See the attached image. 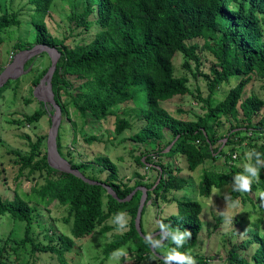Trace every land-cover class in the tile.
<instances>
[{
  "label": "trees",
  "instance_id": "16d2710c",
  "mask_svg": "<svg viewBox=\"0 0 264 264\" xmlns=\"http://www.w3.org/2000/svg\"><path fill=\"white\" fill-rule=\"evenodd\" d=\"M56 1L27 0L21 9L9 12V8L3 9L0 0L3 11L0 17V63L3 58L1 47L5 42L3 33L12 26L20 28L29 24L35 32L29 48L45 45L59 54L51 84L61 116L68 118L72 107L83 120L79 130L82 134L89 117L99 121L115 117L116 137L134 131L139 123L138 129L123 141L133 145L132 157L137 166H157L159 175L153 183L130 185L118 176L117 165L106 155L93 162H84L76 159L74 151L65 153L62 122L56 134L57 151L82 177L50 163L48 135L37 134L35 140L28 137L27 151L8 149V164L0 157V184L11 191L7 197L0 195V219L8 217L16 225L6 238H0V264H41L44 255H51L56 264H72L73 258L69 260L68 255L82 239L96 233L103 236L111 233L102 249L103 262L117 249L132 247L135 257L128 264H164L163 258L172 250L193 257L196 264H209L195 252L203 228V204L198 197L208 198L213 190L229 187L231 190L223 198L229 205L238 202L234 206L237 207L240 201L255 205L250 194L264 193V166L259 167V179H253L251 191L233 190V178L244 173L234 151L243 146L250 152L260 153L264 160V99L255 94L243 99V92L253 75L264 78V0H66L72 7L69 21L86 32L95 31L91 41L72 47L67 44L68 37L53 36L45 22ZM24 9L28 21L21 19ZM197 39L204 41V47L215 60L209 73L201 71L199 45L191 43ZM14 49L22 51L24 46L16 43ZM177 53L185 58L183 68L194 78L202 76L207 84L206 98L197 89L195 98L202 102L204 113L197 115L195 120L176 118L163 106L164 102L177 96H194L189 78L175 73L173 58ZM32 62L33 59L27 62L24 70ZM234 77L237 78L234 87L219 98V88ZM38 81L39 78L35 83ZM10 86L9 80L1 86L0 92ZM32 95L26 102L36 100L40 108L22 118L9 120V123L18 128L36 129L44 115H53L55 107L52 104H45ZM129 107V112L119 114L120 109ZM223 118L230 121V126L222 145L218 144L221 140L218 128ZM167 135L171 139L165 143ZM72 141L75 142V135ZM84 141L92 144L101 139L88 135L84 136ZM136 151H141L139 156L134 155ZM155 156L159 160L182 156L191 173L198 172L209 161L217 163L224 158L226 169L203 170L191 196L184 193L186 188H193L190 177L182 176V171L174 168L170 161L166 166L161 161L155 165ZM255 159L253 156L250 162L255 164ZM94 165L99 167L100 173L106 171L107 176H98ZM24 182L28 183V190L22 189ZM142 188L147 197L140 233L136 217L144 194ZM134 190L136 193L127 200ZM180 191L183 192L182 199L176 195ZM152 197L153 205L162 201L175 206L170 215L162 218L169 231L192 233L182 246L163 240L161 248L153 249L146 243V236L159 239L161 235L160 228L148 232L143 225L146 206ZM52 204L63 209L61 220L67 225L68 232L59 233L51 225L49 228L41 226L40 211L49 210ZM259 204L255 206L258 216L252 218V227L245 230L250 236L242 244L232 247L228 264H264V232H261L264 199L261 198ZM118 213L125 214L127 229L114 233L119 227L114 222ZM38 227L41 231H37ZM251 246L254 249L248 260L238 250H247Z\"/></svg>",
  "mask_w": 264,
  "mask_h": 264
},
{
  "label": "rangeland",
  "instance_id": "374dc122",
  "mask_svg": "<svg viewBox=\"0 0 264 264\" xmlns=\"http://www.w3.org/2000/svg\"><path fill=\"white\" fill-rule=\"evenodd\" d=\"M3 9H8L9 12L17 11L26 5L27 0H1ZM21 19L28 21L27 11L23 10ZM72 14V7L66 0H57L51 9L50 16L45 18V22L48 26L49 32L58 38L68 37L67 44L72 47L76 43H88L94 38L95 31H84L81 28L76 27V23L69 21V16ZM3 15V11L0 10V17ZM29 24L25 23L20 28L13 27L4 32L2 37L5 38V42L2 49L3 57L5 58L0 64L2 65L1 74L7 69L6 73L0 77V89L7 81L10 80L11 86L0 92V157L5 164H8L9 155L7 150L21 149L26 150L28 148V137L31 140H35L37 134L48 135L51 131L52 115H44L37 123L36 129L32 127L18 128L17 125L11 124L8 121L13 119L22 118L25 114H32L34 111L40 108V104L36 100L26 102L33 97L42 100H50L52 98L53 89L48 85V80L45 79V75L41 77L43 71L49 67L52 59L57 57V54L53 50H47L36 45L33 49L29 48V44L33 42L35 32ZM36 31V30H35ZM16 43H21L24 46V50L14 49ZM199 45L198 54L201 57V71L209 73L210 67L215 62L210 51L204 47V41L197 39L191 41ZM31 50V51H30ZM30 51V52H27ZM33 59V62L26 70L24 66ZM185 58L180 53H177L173 58L175 67V73L177 76H187L189 78V85L194 93L193 95L177 96L167 102L163 103V106L167 111L176 118L183 120H195L197 115H202L204 110L202 109V102L198 101L195 97L197 95V89L201 92L203 98L208 95V89L205 79L202 76L196 78L183 68V62ZM194 66L193 63H191ZM0 74V75H1ZM39 78V81L35 83V80ZM237 78L234 77L226 85L219 88V98H223L231 87H234V83ZM252 94L258 95L264 99V78L253 75L252 80L246 86L243 92V99L251 96ZM130 107L126 109H120L119 114L123 115L124 112H129ZM54 114V113H53ZM50 119V120H49ZM63 125V143L64 152L68 150L74 151L75 157L78 160L84 162H93L94 159L101 155L108 156L118 167V176L123 178L125 182L130 185H134L135 182H141L142 184L153 183L158 177V167L146 164L145 166H137L134 163L132 154V144L123 141V138H128L133 132L138 129L140 124L136 125L134 131H127L121 137H116L114 133L115 117H110L107 121H99L93 117H89L87 125L83 128V134L81 126L83 120L78 117L72 107L69 109V117L60 118V123ZM59 123V124H60ZM230 121L226 118L221 120V126L218 131L221 136V140L218 144L225 142V137L228 135V128ZM75 135V142L72 141V136ZM95 135L100 142H94L88 144L84 141V136ZM56 135H53L55 138ZM50 136V140L53 139ZM170 136H166L165 143L170 141ZM52 142V141H51ZM73 142V143H72ZM223 145V144H222ZM228 150V149H227ZM141 151H136L134 155H140ZM238 165L244 168L245 164L249 163L248 153L250 151L246 148L239 147L237 152ZM48 156L50 163L59 167L58 161L54 158L51 146L48 147ZM144 160V159H143ZM162 162L166 166L170 161L174 168H179L182 176L190 177L193 181V188H186L184 193L192 196L193 191L196 188L199 181V176L203 170H225L224 158L221 161L207 162L196 173L188 172L187 163L184 157L179 156L173 160L162 157L161 160L157 156L153 158V162L158 164ZM98 176L105 178L107 172L100 173L99 167L94 165ZM22 189H29L28 183L22 184ZM143 189V188H142ZM144 190V189H143ZM231 188L223 187L221 189L213 190L212 194L208 198L198 199L202 200L203 211L201 214V220L203 222V228L198 238V244L195 247V252L204 257L209 264H228L229 251L235 245H240L250 235L247 233L250 227H252L251 220L258 214L255 213V206H260L258 198L260 194L251 193L255 205L250 201L243 203L240 201V205L233 207L223 198V196L229 192ZM182 191L176 195L182 199ZM11 194V191L7 190V186L0 184V195L7 197ZM261 197V195H260ZM154 204V197L148 202L146 206V212L143 219L144 228L148 232L155 231L160 228L162 218L170 215L174 210L173 204H166L165 202L158 201L157 205ZM63 209L52 204L49 210L40 211L39 222L41 226L49 228L50 225L55 227L54 229L61 232H68L69 229L61 220ZM123 228L117 227L114 229V233H121L127 229V220ZM110 224H114L110 221ZM16 225L8 217L6 219H0V238H6L9 232L13 231ZM36 228V227H35ZM39 228V227H38ZM17 231L20 232V228L17 226ZM37 231H41L40 228ZM261 232H264V223L262 224ZM110 234L103 236L100 233L93 234L88 238L82 239V243L76 247L72 254L68 255V258L72 260V264H128L134 261L135 251L132 247H125L128 252V259L121 257L119 261L111 260L110 258L103 262L102 249L107 238ZM249 235V236H248ZM254 247L249 249H239L238 252L251 260ZM79 253V255H78ZM41 264H56L57 261L52 258L51 255H44L41 257ZM143 264H154V262H144Z\"/></svg>",
  "mask_w": 264,
  "mask_h": 264
},
{
  "label": "clouds",
  "instance_id": "9594fccd",
  "mask_svg": "<svg viewBox=\"0 0 264 264\" xmlns=\"http://www.w3.org/2000/svg\"><path fill=\"white\" fill-rule=\"evenodd\" d=\"M255 156V164L251 162L245 164L244 166V173L237 174L233 178V190L238 192H249L251 191V185L253 179H259V167L264 166V160L261 159V154L258 152H250L248 153V159L251 161L252 157ZM261 198L264 199V193H261ZM238 202L233 203L231 206H236ZM114 222L120 227L123 228L125 226V214L118 213L115 218ZM161 235L159 239L153 238V236L148 235L145 237V241L148 245H150L153 249H158L163 246V240H171L172 243L180 247L183 245L186 239H190L192 233L188 230L185 231H169L168 225L163 223L160 224ZM123 257L125 260L128 259V252L121 248L117 249L111 254V260L119 261L120 258ZM164 264H196V260L189 256L182 253H179L175 250L169 252L164 258Z\"/></svg>",
  "mask_w": 264,
  "mask_h": 264
},
{
  "label": "water",
  "instance_id": "95a60500",
  "mask_svg": "<svg viewBox=\"0 0 264 264\" xmlns=\"http://www.w3.org/2000/svg\"><path fill=\"white\" fill-rule=\"evenodd\" d=\"M38 46L41 47V48H45L47 50H53L57 54V57H55V58L52 59L51 66H50V68H49V70H48V72L46 73V76H45V79L48 80V85L51 88L52 87L51 80H52L53 73H54V71L56 69V65H57V62H58L59 54H58V52L55 49L50 48L48 46H45V45H38ZM30 51H27V52H30ZM6 71H7V69L0 75V77H2L6 73ZM41 101H43L45 104L46 103L52 104L55 107V112L52 115L51 131L48 134V147L51 146V150H52L53 156H54V158L59 163V167L58 168L61 169V170L68 171V172H73L76 175L82 177V175H80L79 172H77V171H75V170H73L71 168V166L69 165V163L65 159H63L60 156L59 152L57 151V147H56V136L54 138L53 135H56L57 134L58 126H59V123H60V118H61V108H60V106L55 103L54 98H53V94H52V98L50 100L46 101V100H42L41 99ZM50 136L53 137L52 140H50ZM107 188H108V192L114 198H117V195L114 193V191L110 187H107ZM136 191L137 190H134L131 193V195L127 198V200H129L136 193ZM146 197H147V194H146V191L144 189V194L141 197L140 206H139L138 213H137V217H136V227H137V230L140 233H141V215H142V210H143V208L145 206Z\"/></svg>",
  "mask_w": 264,
  "mask_h": 264
},
{
  "label": "crops",
  "instance_id": "0c3cea01",
  "mask_svg": "<svg viewBox=\"0 0 264 264\" xmlns=\"http://www.w3.org/2000/svg\"><path fill=\"white\" fill-rule=\"evenodd\" d=\"M4 59H5V58L3 57V58H2V61H3Z\"/></svg>",
  "mask_w": 264,
  "mask_h": 264
},
{
  "label": "built area",
  "instance_id": "2783aa9c",
  "mask_svg": "<svg viewBox=\"0 0 264 264\" xmlns=\"http://www.w3.org/2000/svg\"><path fill=\"white\" fill-rule=\"evenodd\" d=\"M2 67H1V65H0V69H1Z\"/></svg>",
  "mask_w": 264,
  "mask_h": 264
}]
</instances>
